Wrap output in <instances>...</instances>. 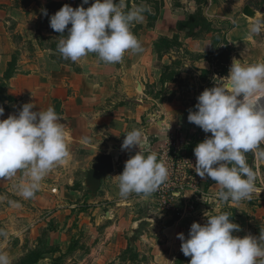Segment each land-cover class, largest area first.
<instances>
[{
	"label": "rangeland",
	"instance_id": "1",
	"mask_svg": "<svg viewBox=\"0 0 264 264\" xmlns=\"http://www.w3.org/2000/svg\"><path fill=\"white\" fill-rule=\"evenodd\" d=\"M93 2L89 0L83 7ZM126 3L127 9L139 5L150 9L144 13L143 23L131 28L142 51H128L121 62L108 64L94 53L72 62L57 50L61 37L50 27V17L66 4L80 6L82 0H0V95L8 97L0 106L15 101L9 93L10 79L29 66L53 77L62 66L70 72H87L92 65L104 64L118 73L125 66L130 69L128 82L118 73L113 80L119 84L113 94L116 103L126 100L133 114L138 103H154L147 116L169 100L163 105L177 118L163 146L178 147L185 156L196 159L194 148L211 133L188 121L189 110H196L203 90L215 86L214 77L228 75L233 57L245 64L264 62V32L250 35L254 17L243 13L249 5L256 10L255 17L264 15V0ZM74 147L71 161L54 166L33 198L25 200L18 194V186L27 181L23 171L9 182L0 180V253L11 264H190L191 258L180 250L177 234L187 238L193 222L203 225L205 215L219 213H228L231 222L241 226L234 236H259L264 231V162L251 152L246 154L256 173L251 198L224 203L216 196V182L201 179L193 169L188 172L195 179L194 187L175 199L160 200L152 194L143 198L135 193L126 199L119 194L105 198L106 188L119 193L118 186L100 185L91 190L87 173L98 161L96 157L89 161L88 150ZM144 220L152 225L137 236Z\"/></svg>",
	"mask_w": 264,
	"mask_h": 264
},
{
	"label": "clouds",
	"instance_id": "2",
	"mask_svg": "<svg viewBox=\"0 0 264 264\" xmlns=\"http://www.w3.org/2000/svg\"><path fill=\"white\" fill-rule=\"evenodd\" d=\"M86 4L89 0H82L76 8L66 4L50 17V27L60 33L57 50L63 59L77 62L94 53L99 60L115 64L128 51H142L131 28L143 23L144 13L150 9L144 5L127 9L126 0H94L91 6L83 7ZM262 32L264 15L254 16L249 34ZM214 80L215 86L202 91L196 110H189L187 117L211 133L194 148V171L201 179L216 182L220 201L239 203L250 199L255 190L256 173L246 154L251 152L264 162V62L245 64L233 57L228 75ZM33 108V103H25L18 115L0 120V180L23 171L27 181L18 186V194L25 200L35 196L44 177L69 155L64 125L54 108ZM3 114L0 106V116ZM124 137L121 150H140L116 175L119 196L126 199L135 193L147 198L167 181L168 168L155 152L143 153L141 145L146 137L140 129ZM205 216L203 225L191 224L187 238L177 234L182 242L180 250L191 258L190 264H264V231L259 236H234V231L242 229L231 222L228 213ZM0 264H11L4 253H0Z\"/></svg>",
	"mask_w": 264,
	"mask_h": 264
},
{
	"label": "crops",
	"instance_id": "3",
	"mask_svg": "<svg viewBox=\"0 0 264 264\" xmlns=\"http://www.w3.org/2000/svg\"><path fill=\"white\" fill-rule=\"evenodd\" d=\"M2 24L0 21V33ZM28 68L30 69L19 70L10 79L9 93L15 101L4 107V114L0 116V120L6 119L9 115H18L25 103H33V111L53 107L66 132L69 155L63 163L71 161L73 150L76 148L74 146L88 150L89 161L95 157V161H99L102 154H111L115 169L101 185L116 187L118 186L116 175L123 171L125 161L140 150L138 147L130 151L121 150L124 135L133 129H140L146 137L145 143L141 145L143 153L147 155L155 152L160 156L163 140L173 131L177 115L166 111L164 105H168L166 102L169 100L158 104L162 106L161 110L147 116L145 115L149 106L154 103H138L135 114L127 108L126 100L117 104L113 94L118 83H114L113 80L118 78V74H122V79L128 82L130 69L124 66V70L118 73L109 71L104 64H95L90 66L87 72H70L67 66H62L53 77L46 75L36 66ZM120 86L123 88L124 83ZM156 112L164 113L165 116H158ZM53 170L54 167L51 171ZM6 180L9 182V179ZM117 192L106 188L105 198H113L119 194Z\"/></svg>",
	"mask_w": 264,
	"mask_h": 264
},
{
	"label": "built area",
	"instance_id": "4",
	"mask_svg": "<svg viewBox=\"0 0 264 264\" xmlns=\"http://www.w3.org/2000/svg\"><path fill=\"white\" fill-rule=\"evenodd\" d=\"M160 150V161L167 166L169 175L167 181L152 195L160 200L178 198L195 185V179L188 169L194 170L196 159L185 156L178 147L164 145Z\"/></svg>",
	"mask_w": 264,
	"mask_h": 264
},
{
	"label": "water",
	"instance_id": "5",
	"mask_svg": "<svg viewBox=\"0 0 264 264\" xmlns=\"http://www.w3.org/2000/svg\"><path fill=\"white\" fill-rule=\"evenodd\" d=\"M243 13L246 16L254 17L256 15V10L251 6L245 5L243 8ZM114 160L111 154H102L99 157V161L95 163L87 173V181L90 185L91 190L98 188L102 181L114 171ZM152 225L151 221H141L138 229L136 230L137 236L141 235L148 227Z\"/></svg>",
	"mask_w": 264,
	"mask_h": 264
},
{
	"label": "trees",
	"instance_id": "6",
	"mask_svg": "<svg viewBox=\"0 0 264 264\" xmlns=\"http://www.w3.org/2000/svg\"><path fill=\"white\" fill-rule=\"evenodd\" d=\"M8 99V97L7 96H2V95H0V101H1V103H4L6 100Z\"/></svg>",
	"mask_w": 264,
	"mask_h": 264
}]
</instances>
